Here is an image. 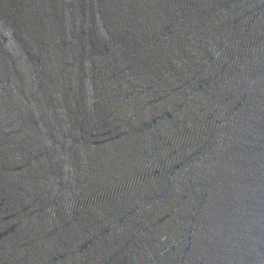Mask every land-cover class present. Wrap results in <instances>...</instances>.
Instances as JSON below:
<instances>
[{"label":"water","instance_id":"1","mask_svg":"<svg viewBox=\"0 0 264 264\" xmlns=\"http://www.w3.org/2000/svg\"><path fill=\"white\" fill-rule=\"evenodd\" d=\"M0 264H264V0H0Z\"/></svg>","mask_w":264,"mask_h":264}]
</instances>
